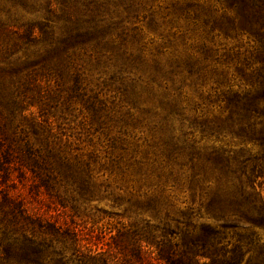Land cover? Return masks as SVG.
Here are the masks:
<instances>
[{
    "label": "rangeland",
    "instance_id": "rangeland-1",
    "mask_svg": "<svg viewBox=\"0 0 264 264\" xmlns=\"http://www.w3.org/2000/svg\"><path fill=\"white\" fill-rule=\"evenodd\" d=\"M125 3L0 0L3 264H90L73 232L91 251L112 246L108 264H132L138 251L144 264H205L187 258L190 223L220 229L231 245H264V226L221 229L205 211L188 159L191 146L264 157L217 128L223 90H243L260 68L257 43L233 26L225 0ZM83 25L94 36L68 47L61 74L49 41ZM252 166L264 196V161ZM24 236L32 262L13 258Z\"/></svg>",
    "mask_w": 264,
    "mask_h": 264
},
{
    "label": "trees",
    "instance_id": "trees-1",
    "mask_svg": "<svg viewBox=\"0 0 264 264\" xmlns=\"http://www.w3.org/2000/svg\"><path fill=\"white\" fill-rule=\"evenodd\" d=\"M122 1V0H121ZM236 11L233 26L249 33L257 43L255 59L260 68L252 74L248 85L243 90L224 89L222 101L227 113L218 130H228L240 140L241 144H251L260 148L264 153V0H225ZM128 6L131 0H123ZM34 28L29 30L32 35ZM45 31H43L44 34ZM94 31L85 29L84 25L67 31L63 38L51 39L52 55L56 57L59 72L64 73L68 47L91 39ZM51 59V60H52ZM130 61V60H129ZM77 77L75 85L78 87ZM3 159L6 154H1ZM264 155V154H263ZM190 169L194 176L191 183L205 190L204 209L207 213L222 220L221 229L234 226L236 221L247 222L250 225L264 226V196L257 190L263 182L256 184L259 177L254 175V168L247 171V164L254 160H263L257 156H230L224 150L212 149L200 153L191 146L188 151ZM261 172L258 171V175ZM264 178V177H261ZM191 225L187 232V258L190 255L197 258H206L205 264H264V245L252 237H240L234 244L225 241L220 229L210 224ZM77 237L78 246L85 248L90 264H108L116 253L112 246L100 251H91L88 246L82 245L87 241L84 235L73 232ZM76 240V238H75ZM226 242V243H225ZM32 239L24 236L17 244L14 260L18 262H32L35 254ZM107 245V243H105ZM76 253L79 252L77 248ZM138 251L132 264H144ZM245 256H247L245 258ZM112 258V259H111ZM3 264V260H0ZM170 264H178L172 261ZM189 264V263H187Z\"/></svg>",
    "mask_w": 264,
    "mask_h": 264
}]
</instances>
